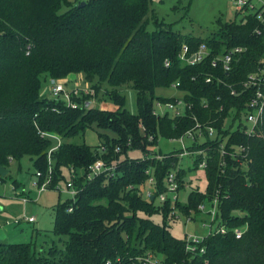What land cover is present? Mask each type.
<instances>
[{"label": "trees", "instance_id": "trees-1", "mask_svg": "<svg viewBox=\"0 0 264 264\" xmlns=\"http://www.w3.org/2000/svg\"><path fill=\"white\" fill-rule=\"evenodd\" d=\"M77 5L72 0H0V167L7 170L26 157L31 175L40 174L36 189L48 177L47 190L70 180L75 192L72 200L53 207L50 239L40 246L34 240L2 241L0 264H142L136 258L148 255L157 256L160 264H264V111L249 135L223 124L230 110L238 114L251 97L252 91L241 92L239 83L263 66L264 28L260 35L253 34L254 27H260L255 13L243 8L232 20H216L211 34L196 37L173 31L157 19L151 0H86ZM181 45L187 54L203 45L206 55L193 66L182 64L177 59ZM236 47L241 52L232 55L228 71L220 61L211 66ZM76 75L96 93L102 88L101 96H108L113 110H71L40 96L47 79L71 82ZM174 83L180 97L154 96L155 89ZM230 87L240 94L230 96ZM122 89L133 94V112L124 106ZM177 98L190 106L189 113L152 115L154 101ZM190 115L218 136L186 148L205 152L204 189L189 192L184 206L159 204L164 176L180 150L164 155L155 148L142 159L118 157L128 148L148 152L144 147L154 148L158 138L178 139L194 125ZM91 125L115 137L97 133L96 146L67 142L83 136ZM225 137V153L229 145L240 148L236 159L244 162V169L228 155L221 165L218 145ZM189 157L197 169L201 156ZM96 160L106 166L114 163L110 176L87 178V168ZM150 177L153 192L143 198L139 187ZM214 198L218 223L227 232L206 236L198 245L203 253L189 255L183 238L168 231L171 209L196 212L199 203ZM153 216H159L158 224ZM243 225L241 237L235 239L232 229Z\"/></svg>", "mask_w": 264, "mask_h": 264}, {"label": "rangeland", "instance_id": "rangeland-1", "mask_svg": "<svg viewBox=\"0 0 264 264\" xmlns=\"http://www.w3.org/2000/svg\"><path fill=\"white\" fill-rule=\"evenodd\" d=\"M251 2L255 5L259 3L258 0H251ZM230 7V0H151L150 5V9L157 19L161 20L165 25L171 26L173 31L196 37H205L216 30V20L220 22L232 20L233 10ZM238 18L239 16L236 17V19ZM148 29H152V26L149 25ZM71 79V82H65L66 87L78 89L81 95L92 97L95 99V102H97V98H100V101L104 102L103 107L107 108L104 110H113V105L108 102V96H101L102 88L96 93L91 84L83 82L80 75H76ZM44 85L45 83L42 85L41 91ZM122 95L125 99V108L133 112L135 110L133 94L130 91L122 89ZM154 96L159 98L180 97L181 93L172 88H158L155 89ZM97 133L104 134L107 139L115 137L112 132L96 129L91 125V129H87L83 136L73 137L68 139L67 142L71 144L84 143L88 146H96L99 142L96 138ZM223 139H226V137ZM188 143V140H183L184 145ZM155 148L158 149L160 154L166 155L171 153V151L179 150L180 144L177 140L158 138L154 148L144 147V149L150 152L142 151L138 147L135 149L128 148L125 151V155H120L118 159L120 160L124 157L126 159H142L146 155L152 152L154 153ZM231 152L238 154L239 149L230 148ZM191 160L190 157H177L174 166L170 167L169 171H167L175 173L178 190L176 202L179 203L177 204L179 206L185 205L186 196L189 192H202L204 189L203 172L198 168L193 169L192 167H195V165ZM234 160L239 162L241 169H244L243 161L238 159ZM112 165L114 168L113 162ZM6 171L7 177L3 178V182L0 183V229L6 235L3 241L6 244H19L34 240L36 245L40 246L42 242L51 237L48 232L52 228L53 207L58 202L61 203L66 199H71L68 195L70 192L67 193L65 191L66 185L69 184L71 187V181H66L65 185L57 184L54 187L57 189V192L54 188L47 190V187L45 190L38 192L33 186L36 180L31 175L33 174L32 169L26 157L21 158L18 165L11 163ZM179 171H183V174H180ZM47 185H49V182ZM211 201L199 203L204 204L203 212L199 211L196 207V212H187V214H184L178 209L179 206L177 209L172 208L171 212L175 216L171 217L169 214L167 220L168 231L171 236L176 239H182L184 234L204 236L206 234L205 227L209 221L206 216V210ZM27 218H32L34 222L25 223L23 220ZM159 219V216H153L151 218L157 224L160 222ZM16 221L19 222L16 224L14 223ZM53 239L55 240L56 238ZM156 259L159 260L157 256H154L153 260Z\"/></svg>", "mask_w": 264, "mask_h": 264}, {"label": "built area", "instance_id": "built-area-1", "mask_svg": "<svg viewBox=\"0 0 264 264\" xmlns=\"http://www.w3.org/2000/svg\"><path fill=\"white\" fill-rule=\"evenodd\" d=\"M231 1V9L234 12L241 11L243 8L247 9L250 12L255 13V19L258 20V23L260 24V27H254L253 34L260 35L261 33V27L264 28V0H258V5H255L254 3H251L250 0H230ZM72 2L77 5L80 2L85 3L86 0H72ZM188 49L186 45H181L180 50L177 54V59L185 65L193 66L197 63H199L206 55L205 49L203 45H200L198 49L190 54H187ZM241 52L240 48H233L226 52V54L222 55L220 58H217L216 60L211 62V66L215 65V61H220L222 65V69L224 71L229 70V64L231 61V57L235 53ZM169 62L167 60H164L163 66L168 67ZM205 83L209 82V78H206ZM177 83H174L171 85L172 89H175L177 87ZM239 89L241 92L245 90L252 91L251 97L246 102V105L244 108L236 114L233 110H230L229 116L226 117L223 121V124H231V130L235 131L238 129V131L242 132L245 135L252 134L254 130L258 127L262 120L263 111H264V62L263 66L259 67L255 72L250 73L246 75L245 79L239 83ZM239 92H236L234 88H229V95L230 96H237L239 95ZM40 96L48 99L50 101H53L55 103L61 104L63 107L71 109V110H80V111H88L90 109H107L104 108L103 103L95 102L94 98L89 96L81 95L78 89L75 88H69L65 86L64 80H57L49 78L46 80L44 87L42 88V91L40 92ZM222 107L220 106L219 111H221ZM186 111L188 113L190 112V106L185 105L180 98H177L173 102H155L153 103V109H152V115L154 117L162 116L165 113L169 114L173 117H183L186 114ZM190 119L193 121L194 125L187 131L183 133L181 137L176 139L180 144V153L177 155V157H188L193 154H199L201 156V160L197 164L198 169L204 168V155L205 152L203 150H197L194 152L187 151V145L193 144V143H202L204 142V138L207 137L208 140H216L218 139V136L215 134V130L210 126H205L200 124L195 116L190 115ZM205 135H204V132ZM40 137H48L53 138L51 135H45L40 133ZM227 139V138H226ZM226 139H222V142L218 145V154L219 158L221 160V165H223V157L224 155H228L230 158L236 159V155L240 154V148L229 145L230 148H237L239 149L238 154H234V152H226L224 151V146L226 145ZM150 140V138H149ZM183 140H188V144L184 145ZM221 141V140H220ZM58 144V142H57ZM55 147L50 149V152L53 151ZM118 148L114 149V152H117ZM113 165L112 163L108 166H106L101 160L94 161L90 166H88L87 170V178H90L92 176L96 175H105L110 176L113 171ZM50 168L47 167V173H49ZM147 174L148 171H145ZM40 176L39 173H35V179H37ZM49 180L48 177L44 179V181L39 185L37 188V191L40 192L42 190H45ZM35 185V182L33 183V186ZM146 185V186H144ZM144 185L140 187V195L143 198H151V194L153 192V179L150 177L148 178ZM164 192L157 195L156 202L157 203H163L165 201L169 202L170 207H173L174 203L177 200V184L175 180V173L167 172L164 176ZM70 185H66V192L70 196L71 200L73 199L75 192L71 188ZM211 201V200H210ZM209 202V201H206ZM197 209L201 212L204 210V204H199L197 206ZM67 212H70V208L67 209ZM171 216L173 215V212L170 213ZM217 201L216 199H212L210 202L207 210H206V216L208 217L209 221L206 225V234L202 237L195 236V235H186L183 236V244H184V252L188 253L189 255L201 254L203 253V248L199 247L198 245L202 242V240L209 235H224L227 230L222 225L219 224V220L217 217ZM25 223H33L32 218H27L26 220H23ZM189 221V220H187ZM19 221H16L14 223H18ZM245 229V226H240L237 228L232 229L231 233L235 239H239ZM138 262H141L142 264H160L159 260H153V257L148 255L146 257L136 258ZM104 264H110L109 261H105Z\"/></svg>", "mask_w": 264, "mask_h": 264}, {"label": "water", "instance_id": "water-1", "mask_svg": "<svg viewBox=\"0 0 264 264\" xmlns=\"http://www.w3.org/2000/svg\"><path fill=\"white\" fill-rule=\"evenodd\" d=\"M83 5H84V3L83 2H80L77 5V7H82ZM6 172L7 171L5 169H3L2 167H0V177L5 176ZM4 239H5V235H4L3 231L0 229V242H2Z\"/></svg>", "mask_w": 264, "mask_h": 264}, {"label": "crops", "instance_id": "crops-1", "mask_svg": "<svg viewBox=\"0 0 264 264\" xmlns=\"http://www.w3.org/2000/svg\"><path fill=\"white\" fill-rule=\"evenodd\" d=\"M250 2H251V0H250ZM252 3V2H251ZM2 230V229H1ZM3 231V230H2ZM3 233H4V231H3ZM4 235H5V233H4ZM6 236V235H5Z\"/></svg>", "mask_w": 264, "mask_h": 264}]
</instances>
